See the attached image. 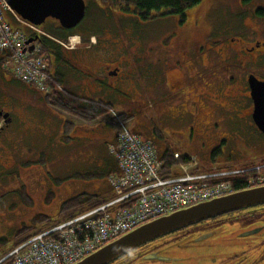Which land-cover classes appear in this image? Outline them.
<instances>
[{
	"label": "rangeland",
	"instance_id": "374dc122",
	"mask_svg": "<svg viewBox=\"0 0 264 264\" xmlns=\"http://www.w3.org/2000/svg\"><path fill=\"white\" fill-rule=\"evenodd\" d=\"M248 2H251L249 3V8H251V5L254 6L262 3L261 0H202L200 4L185 10L187 18L182 23L180 15L177 14L164 15L163 12H157L152 13L147 19H140L129 11L108 7L102 2L104 6L98 9L97 5L91 0L88 2L87 17L85 16L81 22L80 29L85 32L92 30L95 33L89 35L87 39L81 37L79 40L73 39L69 43V47H79V49H76L77 51H84L87 49V46H94L99 37V43L101 42L97 47L99 54H92L89 56V59L97 60L98 58L102 59L105 57L110 61L112 67L118 66L122 61L128 63L123 70L127 77L124 84L121 85L122 90L127 93L132 89L134 83L133 75L146 74L148 76L147 79L138 80V86L141 84L143 87L149 88L144 98H141L136 103L140 111L136 112L135 109L132 110L129 101L124 103L122 107H115V111H126L134 115L123 127L135 131L143 137L150 138L153 142L154 140L158 141L159 143L154 142V144L159 152V149L165 147L163 145H167L173 152L202 158L205 154L211 153L217 146H213L199 130L194 129V132H192L191 129L188 130L185 126L179 125L177 118L168 116L164 120L159 119L160 113H162L161 94L160 89L154 87L156 83H161L163 74L167 71V63L182 67L184 66L183 62L185 63L188 58L196 59L198 62L202 56H205L203 55L206 54L204 52L208 51L211 45L218 46L220 42H225L226 37L230 34L229 31L234 32L244 27V22H242L244 17L242 15L245 12L244 5L248 4ZM193 10L198 11L195 20H199L200 25L193 29L190 34H187L181 30L182 24L184 26L189 24L188 15ZM205 23H209L213 27L214 32L210 37H205V34H203L204 28H206ZM77 36L79 34L69 37L72 39ZM67 42L68 40L64 43L67 44ZM181 45H183L185 52L182 56L184 61L178 56L175 59L168 57L167 51L181 54ZM63 52V56L68 61L72 56V63L74 65V62L77 60H79V64H82L79 55H73L67 51ZM147 61L150 63L149 67ZM129 62H135L137 67L132 69L133 66L131 67ZM79 68L86 71L84 66H80ZM62 69H65V67ZM121 69H123L122 66ZM130 69L133 70V74ZM201 69L202 78L205 77L206 80H210L212 76L211 80L206 82L209 84V87L221 93V87L218 86L216 75L226 77L229 73L225 68L218 66L212 70ZM232 73L234 74V72ZM131 74L132 76H130ZM107 81L117 82L118 79L112 78ZM9 89L7 91L8 99H12L15 102H24L30 113H32L31 116L43 118L36 120L42 123L43 128H41L40 136L34 134L31 130L25 131L26 144L28 146H32L33 142L39 141L36 145L40 147L39 155L37 156L40 159V163L35 162L30 164L34 168H37V171L34 173V178L37 182H33L32 189L24 182L27 188L26 197L25 199L22 197L19 199V205L12 200L13 195L17 196V194L5 192L4 195H0V233L2 234L0 236L8 238L7 243L11 240L12 233L24 225L28 226L35 215L44 214L49 217H55L61 204L73 195L83 192L101 193L104 195H111L113 193L108 183V177H86L88 172L95 173V171L102 169L101 163L108 159L107 145L110 143L109 140L112 136L117 135L121 128V126L119 128L107 125V120L111 121L113 117V114L110 113L94 125H90L94 126L96 130H92L89 136H84L82 133H79L81 135L77 136L75 132L77 128H82L81 121L70 117L71 115L67 113L52 109L45 101L44 95L33 86L26 85L17 80H11L9 82ZM108 101L111 102L112 100ZM112 103L116 104L114 101ZM8 104L6 103V105ZM15 109L20 114L16 107ZM157 109L160 112H157ZM149 120L153 127H156L155 131L157 132H154V128L151 129V126H148V129H151L149 135L134 129L141 124L147 126ZM35 122H32L31 126ZM67 122L73 123L74 126L71 131L69 130L65 134L64 125ZM192 123L195 125L194 121ZM31 126L29 128H32ZM17 127H20L19 123H17ZM94 131L96 132L94 133ZM106 131H110L111 137L106 134ZM159 133L161 135H158ZM65 137H68V139ZM251 140L248 142L255 143V146L258 148L256 151L244 150L246 148L241 144L236 145L239 142L232 138L220 141L219 147L221 149L222 147L224 148L223 156L233 154L248 159L252 157V159L246 162L248 163L247 167H258L264 163V135H254V139ZM26 157L29 156L27 155ZM74 158H85L86 160L80 159L74 161ZM19 166L21 168L17 171L18 174L21 171L27 173L31 170L26 166L23 167V164ZM206 167L209 168V166H205L204 168ZM240 167L244 168V166ZM210 169L212 168L210 167ZM234 170L239 169L235 168ZM31 190L35 192V196L31 194ZM22 209L24 210L23 213L21 212ZM241 225L243 224L233 227H223L221 230H218L220 232L211 241L204 242L199 246H196L193 240L185 241L184 239H180L178 245L184 251L181 253L171 248V255L174 258H185L183 264H217L219 261L217 257L222 258L228 254L222 251L227 249L231 253L235 252L234 247L236 245L239 246L240 253L241 246H246L245 251L248 252L239 255L233 261L242 259L241 263L243 264H264V245L249 246L247 243H237L236 235H239L246 229ZM260 237H264V231L258 235V238ZM186 245H190V248ZM171 249H167V252ZM159 252L160 250H158Z\"/></svg>",
	"mask_w": 264,
	"mask_h": 264
},
{
	"label": "flooded vegetation",
	"instance_id": "af4514ba",
	"mask_svg": "<svg viewBox=\"0 0 264 264\" xmlns=\"http://www.w3.org/2000/svg\"><path fill=\"white\" fill-rule=\"evenodd\" d=\"M84 1L86 4L85 16L87 17L89 8L88 2L91 0ZM92 1L97 5L98 9L104 6L100 0ZM261 2V4L251 5V8H249V3L251 2L244 5L245 12L242 15L245 19L242 21L244 22V27L234 32L229 31L230 34L226 37L225 42H220V45H211L208 51L203 50L206 54H203L205 56H202L201 60L198 62L196 59L188 58L185 63L183 62L184 66L182 67L167 63V71L163 74L161 83H156L154 87L160 89L161 94L160 102L162 113H160L159 119L164 120V118L168 116L177 118L179 125L185 126L188 130L191 129L192 132H194V129L199 130L213 146H217L211 153L205 154L202 158L194 156L201 166H209L213 170H234L238 168L241 173H247L252 168L247 167L248 163H246L252 159V157L248 159L233 154L230 156H223L224 148L222 147L221 149L219 147V143L222 140H229L230 138L235 139L239 142L236 145L241 144L246 148L244 150L247 151H256L258 149L255 143L248 142L252 138L254 139V135L257 136L262 134L253 119L255 102L251 96L252 91L249 78L253 76L258 81L264 82V0H261ZM117 10H121V8ZM129 10L131 14H135L140 19H147L152 15L151 13L149 16H143L142 13L134 8H130ZM197 14L198 11H191L188 15L189 24L185 26L182 24L181 30L190 34L193 29L198 27L200 22L197 19L195 20ZM186 18L187 15H185L184 18L181 17V22L183 23ZM46 21L43 27L61 36L71 32L81 33L82 35L87 32L95 33V31L92 30L86 32L81 30V23L72 29H65L62 28L59 21L54 18H48ZM205 27L203 31L205 37L212 36L214 32L212 25L205 23ZM79 36L83 38L80 34ZM99 39L98 37L94 46H87V49L84 51H77L76 49H79V47L74 48L75 50L63 49V51H67L70 54L79 55L82 64H79V60H77L74 62V65L72 63V56L69 58V61L65 59L63 51L62 59L64 62L60 64L55 63L56 60L54 55L50 56L52 70H54V64L59 66V73L64 80L62 89L72 92L79 98L105 101L112 100L116 102V104L113 103L115 107H122L124 103L129 101L132 110L135 109L136 112H139L140 109L137 107L136 103L141 98H144L149 88H145L141 84L138 86V80L147 79L148 76L143 73L138 76L133 75L134 83L130 92L127 93L122 90L121 85L124 84L127 77L123 70L128 63L122 61L118 66L112 67L110 61L105 57L102 59L98 58L97 60L89 59L90 55L99 54L97 48L101 43H99ZM180 52L181 54H176L175 52L167 51V55L172 59L178 56L183 60L182 56L183 53H185L183 45L180 46ZM147 62L149 67L150 63L149 61ZM129 65L131 67L133 66L132 69L137 67L135 62H129ZM80 66H84L86 71L80 69ZM121 66L123 69H121ZM218 66L225 68L229 73L226 77L216 75V81L218 80V86L221 87V93L217 92L215 89H211L209 84L206 83L211 80L212 76L210 80L201 77V68L204 70H212L216 69ZM63 67H65V69H62ZM132 69H130V71H132L131 73L133 74ZM232 72H234V74ZM132 74L130 76H132ZM9 78L13 81L15 80L12 77ZM9 78L6 79V92L10 90L9 82L11 80H9ZM112 78H116L118 81H107ZM213 88L215 87L213 86ZM112 101L108 102L112 103ZM9 104L8 112H5L4 109H0V117L8 113L11 120H13L14 116L15 119H19V113L15 109L14 103L10 101ZM156 111L160 112L159 109ZM10 119H7V122L10 123ZM192 121L195 122V125ZM7 122L5 120V126ZM148 126H151V129L154 128L155 132L156 127H153L150 120L147 126L141 124L134 129L149 135L151 129H148ZM154 142L158 141L154 140ZM163 146H165L163 149L169 151L170 154L173 153V150L169 149L167 145ZM181 155L186 157V160L192 156L188 154ZM240 166H244V168ZM260 166H264V163ZM240 224H243L241 226L246 229L239 235H236L238 244L247 243L249 246L264 245V237L258 238V235L264 231V205H262L239 210L182 228L154 241L148 242L110 264H183L185 258H174L171 255L172 249H176L181 253L184 251L178 245L180 239H184L185 241L193 240L196 246H199L204 242L211 241L213 237L220 232L218 230H221L223 227H233ZM251 237L253 238L249 239ZM187 247L190 248V245ZM238 247L239 246L235 245V252L232 253L227 249L223 250L222 252L228 254L222 258L217 257L219 260L217 264H240L242 259L235 261H233V259L241 254H246L248 251H245V248H247L246 246H241L240 253ZM167 249L171 250L167 252ZM158 250H160L159 253ZM161 251H163V253H161ZM150 255L156 256L155 259H149L148 257Z\"/></svg>",
	"mask_w": 264,
	"mask_h": 264
},
{
	"label": "built area",
	"instance_id": "2783aa9c",
	"mask_svg": "<svg viewBox=\"0 0 264 264\" xmlns=\"http://www.w3.org/2000/svg\"><path fill=\"white\" fill-rule=\"evenodd\" d=\"M44 38L53 39L19 17L7 0H0L1 68L51 94V60L44 51ZM108 151L119 169L108 178L112 197L32 235L0 256V264H75L149 221L231 193L232 183L225 179L242 174L240 170L204 168L194 156L184 162L179 152L172 154L176 163L166 170L154 144L123 125ZM250 171L254 174L245 178L246 184L264 185V166Z\"/></svg>",
	"mask_w": 264,
	"mask_h": 264
},
{
	"label": "water",
	"instance_id": "95a60500",
	"mask_svg": "<svg viewBox=\"0 0 264 264\" xmlns=\"http://www.w3.org/2000/svg\"><path fill=\"white\" fill-rule=\"evenodd\" d=\"M7 3L19 17L37 26H42L48 18H54L62 28L72 29L83 21L86 13L84 0H7ZM249 84L255 102L253 119L264 135V82L252 76ZM262 205L264 185L203 201L145 223L76 264H110L138 247L182 228ZM155 257L150 255L148 258Z\"/></svg>",
	"mask_w": 264,
	"mask_h": 264
},
{
	"label": "trees",
	"instance_id": "16d2710c",
	"mask_svg": "<svg viewBox=\"0 0 264 264\" xmlns=\"http://www.w3.org/2000/svg\"><path fill=\"white\" fill-rule=\"evenodd\" d=\"M105 6L111 8H121L124 11H129L130 8H134L138 12L142 13L143 16H149L154 12H164V15L174 14L180 15L182 18L185 17V10L190 7H194L201 3L202 0H100ZM147 18V17H146ZM47 32H49L56 39H61L60 41H66L70 35L80 34L83 38L87 39L89 35L92 33L81 34L77 32L66 33L64 36H61L55 33L52 30H48L44 28ZM44 51L54 55L55 60L59 63L64 62L62 59V46L54 41L49 39L43 40ZM4 56L0 53V64L3 60ZM55 61V62H56ZM56 62V63H57ZM59 69V68H58ZM54 74L51 77L50 84L55 88H59L64 86L63 77L59 73ZM45 101L54 109H58L62 112L70 114L76 118H79L84 121H93L100 117H105L108 114L114 112L115 105L105 100H90L79 98L74 95L72 92L60 89L55 90L51 95H46ZM133 115L126 112H119L112 118L110 124L120 125L125 124L129 121ZM157 132V131H155ZM158 135H161L160 133ZM164 167L166 170L174 163L171 160V155L169 151L164 152L163 157ZM182 160L185 161L186 157H182ZM248 173L242 174L239 176H233L226 178L232 183V187L234 191L243 190L249 188V186L245 182V178ZM109 198V197H108ZM108 198H102L95 194L82 193L76 196H73L67 200H65L60 208V212L58 213L56 218H50L47 215L39 214L36 215L32 220L31 226H26L24 229H20L16 237L19 238V241L16 242L17 245L26 241L32 235L38 233L43 230L46 226L51 224L63 221L67 218H70L76 214L85 212L92 208H95L102 203L106 202ZM14 246V247H15ZM13 247V248H14ZM10 251V250H9ZM122 258V257H121ZM119 258V259H121Z\"/></svg>",
	"mask_w": 264,
	"mask_h": 264
},
{
	"label": "crops",
	"instance_id": "0c3cea01",
	"mask_svg": "<svg viewBox=\"0 0 264 264\" xmlns=\"http://www.w3.org/2000/svg\"><path fill=\"white\" fill-rule=\"evenodd\" d=\"M53 67H54L53 68L54 74H56L59 70L58 69L59 66L57 64H54ZM0 71H1V74H0V109H4L5 112H8L9 106L6 105V103H9L11 101L14 103L13 105L20 112L19 119H17V118L15 119V116H14L13 120H11L9 118L8 113L4 114L3 117H0V195H4L5 192L17 194V196L13 195L12 200L14 202H16V204L19 205V202H18L19 199L21 197L23 199H25V197H26L25 193L27 192V188H26L24 182H26L28 184V187L29 188L31 187V189L33 187L32 186L33 182H37V180H35V178H34V173L37 171V168H34L30 164H33L35 162L40 163V159H39V157H37L39 155L40 147H38L36 145V143H38L39 141L33 142L32 146H28L26 144V136H25L26 133H25V131L31 130V131H33L34 134H37L40 136L41 131H42L41 128H43V125L41 122L39 123L36 120L43 119V118L31 116L32 113H30L28 107L26 106V104L24 102H22V101L15 102L12 99H10V100L8 99L7 92H6V90H7L6 89V84H7L6 79H8L10 76H8L6 73L2 72L1 69H0ZM4 103H5V105H4ZM51 108L54 109L53 107H51ZM54 110H57L60 112V110H58V109H54ZM62 113H65V112H62ZM70 117H73V118L81 121L82 128H77L76 132H75V134L77 136L81 135L79 133H82V135H84V136H89V134H91L92 130H96V129H94V126L92 127L90 125H94L96 122H98L100 119L103 118V117H100V118H97L93 121H84V120H81V119L76 118L74 116H70ZM7 119H10V123L7 122ZM5 120L7 122L6 126L4 125ZM32 122H35V124H33L31 126ZM17 123H19L20 127L16 128ZM107 125H109L111 127L117 126L114 124H110L108 122V120H107ZM30 126L32 128H29ZM73 126H74L73 123L67 122L64 125L65 134L68 133L69 130L71 131ZM44 131H45V129H44ZM95 132L96 131H94V133ZM106 134L110 135V131H106ZM116 136L117 135L111 137V135H110V137H111L109 140L110 143L115 141ZM65 138L68 139V137H65ZM145 138H147V137H145ZM147 139H150V138H147ZM159 150H160L159 153H161L160 154L161 156H163L164 152H166V149H159ZM108 153H107L108 159L101 163L102 169H100V171H95V173L88 172V175L86 178H88V177H100V176L108 177L110 174L117 173L118 166H117L116 160ZM27 155L29 157H26ZM26 158H27V160H26ZM80 159L86 160L85 158H80ZM80 159L74 158V161H77ZM20 164H23V167L26 166L31 170L28 171L27 173L21 171L20 174H18L17 171H19V169L21 168V166H19ZM97 174H98V176H96ZM29 184H30V186H29ZM109 186H110V184H109ZM99 190H101V189H99ZM83 193H86V192H83ZM31 194L33 196H35V192L33 190H31ZM79 194H82V193H79ZM79 194H76V195H79ZM89 194H95V195L100 196L102 198H108L109 196L112 195V194L111 195L110 194L104 195L101 193H89ZM76 195H73V196H76ZM73 196H71V197H73ZM71 197H69V198H71ZM69 198H67V199H69ZM62 204H61V206H62ZM61 206H60V208H61ZM23 211L24 210L22 209L21 212L23 213ZM59 212H60V209H59L58 213ZM18 213H19V211H18ZM37 215H39V214H37ZM57 215L55 217H50V218H56ZM28 216H29V213H28ZM33 218H32V220H33ZM32 220L28 226L32 225ZM26 226L27 225H24L21 228L15 230L12 233L11 240L8 243H7V241L9 240L8 238L0 236V256L7 253L9 250H11L17 244L16 242L19 241V238L16 237V234L20 229H24ZM0 235H2V234L0 233Z\"/></svg>",
	"mask_w": 264,
	"mask_h": 264
}]
</instances>
